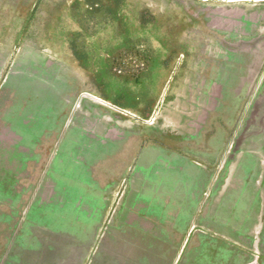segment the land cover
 Instances as JSON below:
<instances>
[{
  "label": "rangeland",
  "instance_id": "rangeland-1",
  "mask_svg": "<svg viewBox=\"0 0 264 264\" xmlns=\"http://www.w3.org/2000/svg\"><path fill=\"white\" fill-rule=\"evenodd\" d=\"M0 264H264V0H0Z\"/></svg>",
  "mask_w": 264,
  "mask_h": 264
}]
</instances>
